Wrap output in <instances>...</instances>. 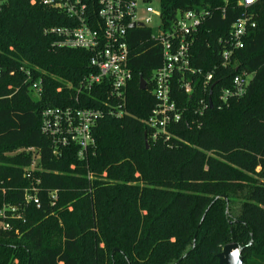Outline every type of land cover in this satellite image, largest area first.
Instances as JSON below:
<instances>
[{
    "label": "trees",
    "instance_id": "1",
    "mask_svg": "<svg viewBox=\"0 0 264 264\" xmlns=\"http://www.w3.org/2000/svg\"><path fill=\"white\" fill-rule=\"evenodd\" d=\"M241 1L159 0L165 29L179 11L210 12L194 37L191 66L203 75L217 70L211 96L202 76L175 75L172 98L185 112L169 129L173 147L153 142L146 125L156 104L151 79L163 64L152 29L130 31L133 78L118 118L107 112L117 101L106 86L82 89L94 72L91 53L45 34L68 18L41 0L1 1L0 224L10 229H0V264H219L230 243L243 248L245 264H264V0L247 13ZM245 14L255 28L235 55L238 66L224 68L231 27ZM240 71L254 74L245 95L219 109L220 91ZM38 80L41 97L31 90ZM209 97L213 108L196 114ZM50 107L103 110L83 159L75 145L53 154L41 131ZM33 187L39 208L24 200Z\"/></svg>",
    "mask_w": 264,
    "mask_h": 264
},
{
    "label": "built area",
    "instance_id": "2",
    "mask_svg": "<svg viewBox=\"0 0 264 264\" xmlns=\"http://www.w3.org/2000/svg\"><path fill=\"white\" fill-rule=\"evenodd\" d=\"M257 1L242 0L239 5L247 13L246 10ZM35 3L36 0H32L31 4ZM41 4L68 18V25L47 29L45 34L55 37V44L59 47L82 49L91 53L90 65L94 72L85 76L82 89L91 91L95 87L106 86L109 90V99L117 101L113 107L106 106L107 112L118 118L123 115L122 108L125 105L127 87L133 78L130 58L134 50L130 43V31L140 28L137 26L140 24L141 27L153 30V27H150L153 18L159 19L160 24L157 30H153L152 39L161 47L163 64L154 71L151 79L156 104L146 125L153 142L161 141L173 147V133L171 134L169 129L183 121L185 112L172 98L171 85L175 75L202 76L203 92L209 96L212 95L215 86L213 84L217 71L215 68L203 75L201 70L191 66L194 37L210 16V12L179 11L171 25L165 29L160 8L155 9L152 0H97L95 5L91 4L90 0H41ZM132 25L137 27L132 29ZM253 28L255 23L247 14L232 25L229 39L226 41L227 46L221 53L222 67L238 66L235 55L244 48L245 38ZM238 70L239 68L236 69ZM253 75L247 71L238 72L233 77L231 87L220 91L218 108L222 109L232 99L243 97ZM181 84L186 94L193 92L190 81L184 80ZM31 90L35 97H41L42 81L33 82ZM210 99L209 97L207 103L204 99L200 100L199 109L195 113L203 115L207 108H211ZM105 103L108 105L107 102ZM103 118L104 112L101 109L50 107L42 112L41 131L51 138L53 154H59L62 148L75 145L79 148L78 157L83 159L86 152L95 145L93 129ZM35 166L36 162H33L31 169H35ZM24 200L25 203H31L39 208L37 188L26 189ZM10 210L15 211V208L12 206ZM0 216H4L3 211H0ZM0 229L9 230L10 225L2 222Z\"/></svg>",
    "mask_w": 264,
    "mask_h": 264
},
{
    "label": "water",
    "instance_id": "3",
    "mask_svg": "<svg viewBox=\"0 0 264 264\" xmlns=\"http://www.w3.org/2000/svg\"><path fill=\"white\" fill-rule=\"evenodd\" d=\"M138 27H141L140 25H137ZM136 25H132L131 28H136ZM140 90L145 91L146 90V81L141 78L140 80ZM210 107L212 108V101L209 100ZM145 144L146 149L149 148V143L147 140V135L145 137ZM243 254V248L240 247L237 243H230L223 247L222 251L218 254V260L219 264H245Z\"/></svg>",
    "mask_w": 264,
    "mask_h": 264
},
{
    "label": "rangeland",
    "instance_id": "4",
    "mask_svg": "<svg viewBox=\"0 0 264 264\" xmlns=\"http://www.w3.org/2000/svg\"><path fill=\"white\" fill-rule=\"evenodd\" d=\"M152 5H153V7H154L155 9H159V0H152ZM159 24H160L159 19H158L157 17H154V18H153V22H152V24H151L150 27H153V30H157ZM19 152H21V151L16 150L14 153H9L8 155L17 154V153H19Z\"/></svg>",
    "mask_w": 264,
    "mask_h": 264
}]
</instances>
